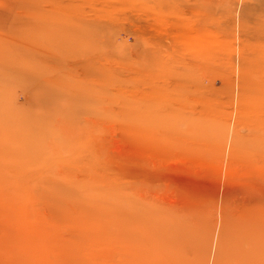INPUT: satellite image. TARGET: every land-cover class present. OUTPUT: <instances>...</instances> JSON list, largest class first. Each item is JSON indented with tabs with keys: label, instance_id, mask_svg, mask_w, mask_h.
I'll list each match as a JSON object with an SVG mask.
<instances>
[{
	"label": "rangeland",
	"instance_id": "rangeland-1",
	"mask_svg": "<svg viewBox=\"0 0 264 264\" xmlns=\"http://www.w3.org/2000/svg\"><path fill=\"white\" fill-rule=\"evenodd\" d=\"M0 264H264V0H0Z\"/></svg>",
	"mask_w": 264,
	"mask_h": 264
}]
</instances>
